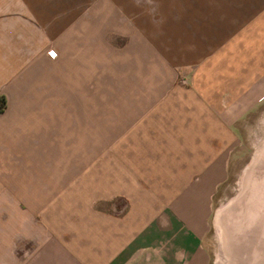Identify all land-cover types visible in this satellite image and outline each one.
<instances>
[{
    "label": "crops",
    "instance_id": "obj_1",
    "mask_svg": "<svg viewBox=\"0 0 264 264\" xmlns=\"http://www.w3.org/2000/svg\"><path fill=\"white\" fill-rule=\"evenodd\" d=\"M0 95V264H211L264 0H0Z\"/></svg>",
    "mask_w": 264,
    "mask_h": 264
},
{
    "label": "rangeland",
    "instance_id": "obj_2",
    "mask_svg": "<svg viewBox=\"0 0 264 264\" xmlns=\"http://www.w3.org/2000/svg\"><path fill=\"white\" fill-rule=\"evenodd\" d=\"M138 28L160 45L161 25ZM118 40L112 39L116 45L124 41ZM240 130L228 178L213 198L210 228L205 237L211 264L215 259L218 264H264V220L256 219V210L250 207L252 201H261L259 195H252L264 183V99L241 121Z\"/></svg>",
    "mask_w": 264,
    "mask_h": 264
},
{
    "label": "bare ground",
    "instance_id": "obj_3",
    "mask_svg": "<svg viewBox=\"0 0 264 264\" xmlns=\"http://www.w3.org/2000/svg\"><path fill=\"white\" fill-rule=\"evenodd\" d=\"M264 182V179H263ZM259 189H257V192H254V194L252 195L253 198L257 195H259L258 199H261V201H252L250 207L256 210V213L254 214V216L256 215V219L261 217L264 220V183H260L258 185ZM252 209H250L249 213L252 214ZM220 263V261H219ZM215 264H218V261L215 262Z\"/></svg>",
    "mask_w": 264,
    "mask_h": 264
},
{
    "label": "trees",
    "instance_id": "obj_4",
    "mask_svg": "<svg viewBox=\"0 0 264 264\" xmlns=\"http://www.w3.org/2000/svg\"><path fill=\"white\" fill-rule=\"evenodd\" d=\"M5 107V97L4 95H0V111H2Z\"/></svg>",
    "mask_w": 264,
    "mask_h": 264
},
{
    "label": "built area",
    "instance_id": "obj_5",
    "mask_svg": "<svg viewBox=\"0 0 264 264\" xmlns=\"http://www.w3.org/2000/svg\"><path fill=\"white\" fill-rule=\"evenodd\" d=\"M47 53H48L51 57H54V56L56 55V51L53 50V49H49V50L47 51Z\"/></svg>",
    "mask_w": 264,
    "mask_h": 264
}]
</instances>
